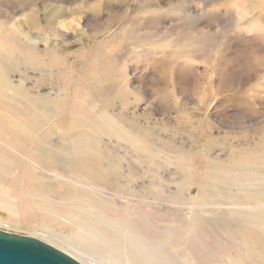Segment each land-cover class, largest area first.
<instances>
[{"label": "rangeland", "instance_id": "374dc122", "mask_svg": "<svg viewBox=\"0 0 264 264\" xmlns=\"http://www.w3.org/2000/svg\"><path fill=\"white\" fill-rule=\"evenodd\" d=\"M0 57L45 107L0 89V230L76 253L57 239L75 225L36 194L95 190L138 206L173 264H187L162 234L174 227L204 233L215 264H264V0H0Z\"/></svg>", "mask_w": 264, "mask_h": 264}, {"label": "bare ground", "instance_id": "6f19581e", "mask_svg": "<svg viewBox=\"0 0 264 264\" xmlns=\"http://www.w3.org/2000/svg\"><path fill=\"white\" fill-rule=\"evenodd\" d=\"M19 40L22 41L23 44L29 46L35 45V43H33V41L30 38L26 37L23 33H19ZM11 64V61L7 63V59L0 57V68L2 70V72L0 73V89L5 92L9 90L13 91L15 95L22 96L25 99L26 103L30 104L32 108L44 112L45 107L35 104L36 102H38V99L42 101L43 98L37 97L38 99L36 100V98L26 92L24 88L12 87L11 82L6 77V75L9 74L8 70H10V67L13 68ZM47 112L48 110L46 111V113ZM112 127L111 131L108 132L115 134L118 138H123V131L121 132ZM44 136L45 135L43 133L40 135V139L35 146V151L38 152L41 157H45V151L46 149L48 150V145L50 146V143H47L45 141ZM94 142L95 141H92L90 146V149L92 151L91 154L93 153L92 157H94L93 162L94 159L99 160V158H101L100 153L98 152V150H96V144ZM64 150L62 152L67 151ZM78 151L79 147L77 146H75L74 149H71V152L77 153ZM56 160L58 159L56 158ZM97 160H95V162ZM96 191L98 190L96 189ZM41 194H36V196L41 199L38 205L40 207H44L43 209L49 213V218L52 219L53 222L65 219L73 223V226L75 225V233H72L73 235L71 236L68 235V238L62 237L60 235L55 236H57V239L62 240L64 243V239H69L72 243H74L76 245V247L74 248L76 253H71L68 248L67 250L63 249L62 247H59V245L57 246L55 245V243L53 244L52 242H49L47 240H44V242L65 252L81 264L86 263L81 260L79 255L86 256L88 259H92L95 264H173V262H171L173 259L170 261V258L160 251V247H162V244L164 243V238L162 239V241L159 240L161 237L157 238L156 235L160 234L158 232L159 229L152 224L150 219L143 215L144 213L142 214L140 212V209V211H136L135 207H137L138 210V206L134 205V208L129 206H126L125 208H119L109 202L105 203L107 200H105V202L100 201L102 199L98 200L95 190L94 197L96 199V202L94 203L84 201V199L74 198H72L71 202V198L68 200L66 199L67 201L61 199L50 200L43 198L46 196L45 194L44 196H42ZM31 196H35V193H32ZM98 197H100V194H98ZM78 202H87L89 205L78 204ZM51 203H53V205H57V207L64 205V208L62 210L56 209V207L50 205ZM7 204H9L8 201ZM39 206L37 207L39 208ZM148 215L149 214H147V216ZM175 228L177 229V227H174V229H164L162 231V234H164V232H168L167 234L170 239L166 241L177 248V250L178 248H184L185 244H187L185 246V253L182 255V258L187 264H215L220 261L219 248L209 246L208 238L204 233L195 232L193 234H189V232L183 231L182 227H178L182 229L180 232H184V234H182L180 232L178 233L177 230L175 231ZM157 240L163 243L159 244V241ZM168 243H166L167 246ZM163 245H165V243ZM164 247H166V245L163 246V248ZM166 249H168V247ZM166 249H163L164 252L167 251ZM176 259L174 260V262H176Z\"/></svg>", "mask_w": 264, "mask_h": 264}, {"label": "water", "instance_id": "95a60500", "mask_svg": "<svg viewBox=\"0 0 264 264\" xmlns=\"http://www.w3.org/2000/svg\"><path fill=\"white\" fill-rule=\"evenodd\" d=\"M0 264H81L65 252L30 236L0 230Z\"/></svg>", "mask_w": 264, "mask_h": 264}]
</instances>
